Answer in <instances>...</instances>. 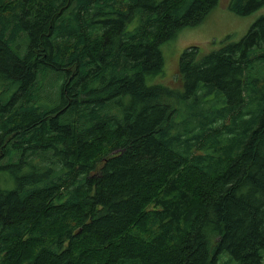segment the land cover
<instances>
[{"label":"trees","instance_id":"trees-1","mask_svg":"<svg viewBox=\"0 0 264 264\" xmlns=\"http://www.w3.org/2000/svg\"><path fill=\"white\" fill-rule=\"evenodd\" d=\"M218 1L0 0V264H264V16L160 82Z\"/></svg>","mask_w":264,"mask_h":264},{"label":"rangeland","instance_id":"rangeland-1","mask_svg":"<svg viewBox=\"0 0 264 264\" xmlns=\"http://www.w3.org/2000/svg\"><path fill=\"white\" fill-rule=\"evenodd\" d=\"M218 5L208 14L206 20L197 27L184 28L178 36L161 47L163 56L165 58V67H163L166 76L160 78V82L167 84L173 89H182L181 81H179L177 74L179 70V62L182 54L190 48L199 49V58L214 53L223 48L228 42H239L251 26L262 16H264V9L254 12L247 17H241L230 11L229 0H219ZM232 37L230 40H226ZM158 76L149 84H159ZM57 74L51 73L47 78V84L40 86L42 92L46 88L50 89V96L56 98V93L53 91V86L57 85ZM45 87V88H44ZM43 96V93H42Z\"/></svg>","mask_w":264,"mask_h":264}]
</instances>
